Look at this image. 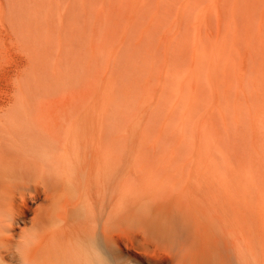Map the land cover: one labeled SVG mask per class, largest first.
I'll return each mask as SVG.
<instances>
[{
  "label": "bare ground",
  "instance_id": "bare-ground-1",
  "mask_svg": "<svg viewBox=\"0 0 264 264\" xmlns=\"http://www.w3.org/2000/svg\"><path fill=\"white\" fill-rule=\"evenodd\" d=\"M151 1L131 0L132 22ZM221 4L222 29L215 39H206L202 27ZM195 5L194 37L178 40L179 56L165 69L171 84L163 87L170 85L174 97L166 102L170 108L156 137L173 140L170 130L179 139L196 136L189 127L203 92H210V113L194 125L209 141L192 152L196 163L189 170L191 163L184 162L186 171L180 164L170 167V197L147 199L142 194L146 188L169 182L162 175L158 183L151 182L158 181L153 176L164 163L156 152L152 156L142 150L148 155H143L145 163L132 161L143 170L140 175L126 167L124 133L109 103L0 106V264H264V244L232 240L228 224L234 207L228 185L233 180L214 166L220 154L232 158L238 185L256 188L258 222L264 220V0H186L181 14ZM185 43L192 45V62L184 46L179 48ZM244 50L253 58L249 72L236 61ZM109 78L108 86L114 83ZM234 90L250 93V101L234 100ZM52 111L64 114L55 117ZM150 132L144 126L128 136L140 140ZM215 152L220 154L215 157ZM125 220L137 229L124 231Z\"/></svg>",
  "mask_w": 264,
  "mask_h": 264
},
{
  "label": "rangeland",
  "instance_id": "rangeland-1",
  "mask_svg": "<svg viewBox=\"0 0 264 264\" xmlns=\"http://www.w3.org/2000/svg\"><path fill=\"white\" fill-rule=\"evenodd\" d=\"M185 1L152 0L141 12L137 13L134 23V21L132 22L134 13L129 9L131 0H0V106L22 105V102L24 104L30 102L33 105L53 104L58 106L86 104L93 101L99 103L102 101V104L109 103L106 105L110 114L117 116L124 133L123 153L124 157L126 158L127 155L128 158L125 159L126 167H130L134 171L138 169L135 172L138 174L137 172L143 170H140L141 167L135 168L136 164H132L136 160L139 161V165L140 160L141 164L145 163L148 155L154 156L155 152L156 159L160 160L159 163H164L160 164L163 165L160 166L163 168L159 169L163 172L158 170L160 175L156 172L155 175L158 176H153L158 181L151 178L154 180L151 182L158 183L161 180L159 177L161 175L169 182L166 181L161 187L158 184H156L158 187L152 185V188H146V192L142 194L147 199H165L166 195V198L170 197L172 194L169 188L171 183L167 173L169 169H173L170 167L176 168V165L180 164L179 167L186 171L185 168L188 167L186 164L191 163L190 170L198 158L194 157L192 152L202 149L204 144L207 146L209 143L198 135V125L197 129L194 127L195 124L201 122V117L207 119L210 113L206 103L207 97L211 95L208 91L202 93V102L196 111L194 122L190 124L192 127H189L196 131V136H191L193 139L196 138L195 140L191 137L179 139L174 127L175 132L170 130L174 135L172 136L173 140L171 137H164V139L156 137L163 124L162 120L167 115L164 113H168L170 108L166 102L170 103L173 100V94H170L173 93L170 91V85L169 90L166 88L167 86L163 87V84L167 83L165 69L168 64L176 61V56H179V51H175V46L177 48L179 41H184L186 36L193 35L194 37L192 27H195L193 25L195 24L196 5L189 9L185 15H182L180 8ZM221 7L222 4L207 16V23L202 27V33L206 39L213 36L215 39L222 29V11L224 9ZM257 17L259 20V12ZM129 21L133 25L128 24ZM258 22L256 21L255 24L256 30L259 27ZM190 44L186 45L185 43L179 47L183 48L184 46V53L187 51L185 55L191 57V61L188 59V62H192V45ZM248 52L244 50L236 58L238 67L243 70H247L248 66L250 69L253 61L251 55L248 57ZM255 54H258L257 57L259 56V52L255 51ZM240 58L241 60H239ZM189 64L191 65V63ZM110 76H113V81L116 84L110 81L111 84L108 86L106 78ZM105 84H107L106 87ZM167 84H171V82ZM161 88L162 90H160ZM108 89L111 92L106 94ZM246 93L248 92L238 93L234 90L232 94L234 100L249 102L250 93L248 95ZM103 96L104 99H102ZM49 114L56 117L62 116L64 113L63 111H52ZM179 117V113L175 114V124L178 123ZM151 118L155 124L152 123ZM146 123L148 124L145 125ZM144 126H147L151 131L146 137L140 140L129 138L133 128L143 129ZM142 150L148 155L144 154ZM174 150L179 151L174 154ZM131 154L135 156L131 157ZM218 154L220 153L215 152L213 156L216 157ZM143 155L147 157L145 158ZM137 156L143 158L139 157L138 159ZM225 158L226 156L222 154L218 155L214 158V166L222 174L230 175L233 180V184L228 185L232 192L234 207L228 224V231L233 233L232 240L234 237L241 242L245 238V241L251 244L254 242L255 245L264 244V226H262L264 220L261 219L262 221L258 222L260 215L257 207L261 205L258 192L250 185L249 188L248 185H238L236 182L238 177L236 174L234 176L235 171L233 172L229 163L232 158L231 160ZM137 167L139 166L137 165ZM173 171L170 172L173 173ZM218 185L223 184L220 181ZM219 189L223 191L224 187L222 189L219 187ZM247 189H251L248 190L250 193ZM164 192L169 194H163ZM257 200L259 206L256 204ZM252 205L254 208H251ZM244 215L247 216L243 218ZM248 222L251 223L247 224ZM257 225H259L258 229ZM123 227L126 232L137 229L132 222L127 220L124 221Z\"/></svg>",
  "mask_w": 264,
  "mask_h": 264
}]
</instances>
